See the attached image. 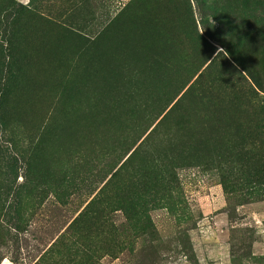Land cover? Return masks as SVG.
<instances>
[{
  "label": "rangeland",
  "instance_id": "rangeland-1",
  "mask_svg": "<svg viewBox=\"0 0 264 264\" xmlns=\"http://www.w3.org/2000/svg\"><path fill=\"white\" fill-rule=\"evenodd\" d=\"M249 29L264 0H0V264H264V202L238 207L196 144L203 88L264 82ZM170 159L171 199L128 218Z\"/></svg>",
  "mask_w": 264,
  "mask_h": 264
},
{
  "label": "trees",
  "instance_id": "trees-1",
  "mask_svg": "<svg viewBox=\"0 0 264 264\" xmlns=\"http://www.w3.org/2000/svg\"><path fill=\"white\" fill-rule=\"evenodd\" d=\"M22 11L24 8L18 10L17 14H21ZM222 15L223 12H217L211 15V18L219 22ZM260 31V29L247 31L253 43L262 44L261 39L264 36L260 39L262 34ZM235 32L240 40L242 32L238 30ZM2 34L8 49L11 47L13 31L11 33L10 27L7 26ZM250 53L247 51V55L252 59ZM213 63L214 61L211 64ZM247 73L251 84L243 85L242 88L222 93H215L211 87L200 91L201 100L206 102V105L212 102L215 104L200 110L203 114H200L201 117L208 119L206 127L209 129L197 135L196 142L197 145L204 147L202 152H206V155L201 154V158L205 160L204 164L212 166L220 174L225 193L240 197L238 207L264 202V82L256 73L252 71ZM201 78L202 75L197 81ZM9 89L7 92L6 84L3 98L7 97ZM222 94L226 96V102H223ZM2 110L1 106L0 117L3 120ZM176 166L177 162L172 159L169 163L160 160L159 165L155 162L148 165L146 169L151 171V177L141 178L142 182L140 181L137 187L141 194L134 197L135 202L130 204V207L124 209L128 218L136 219L138 216H145L144 213L148 212V207L154 203L157 204L156 195L159 191L164 192L165 196L166 192H169L168 198L171 199L170 193L173 188L178 187V183L174 170L170 169ZM85 211L80 219L84 220L82 223H89L91 208L88 207ZM232 261L234 262L233 253Z\"/></svg>",
  "mask_w": 264,
  "mask_h": 264
},
{
  "label": "clouds",
  "instance_id": "clouds-1",
  "mask_svg": "<svg viewBox=\"0 0 264 264\" xmlns=\"http://www.w3.org/2000/svg\"><path fill=\"white\" fill-rule=\"evenodd\" d=\"M218 54H219V53H218ZM218 54H217V55H218ZM223 55H224V56H227V55H228V53H227V52H223Z\"/></svg>",
  "mask_w": 264,
  "mask_h": 264
},
{
  "label": "bare ground",
  "instance_id": "bare-ground-1",
  "mask_svg": "<svg viewBox=\"0 0 264 264\" xmlns=\"http://www.w3.org/2000/svg\"><path fill=\"white\" fill-rule=\"evenodd\" d=\"M167 38V37H166ZM165 40V39H164Z\"/></svg>",
  "mask_w": 264,
  "mask_h": 264
}]
</instances>
